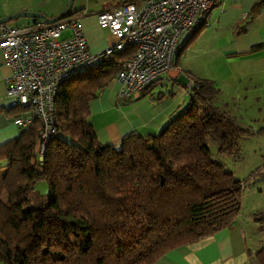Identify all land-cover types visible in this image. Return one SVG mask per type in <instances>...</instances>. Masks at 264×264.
Listing matches in <instances>:
<instances>
[{"label": "trees", "instance_id": "obj_1", "mask_svg": "<svg viewBox=\"0 0 264 264\" xmlns=\"http://www.w3.org/2000/svg\"><path fill=\"white\" fill-rule=\"evenodd\" d=\"M263 5L256 3L250 20ZM204 28L178 47L176 66ZM135 55L129 48L59 87L58 134L43 161L38 122L0 146V263L153 264L215 235L240 214L244 182L213 160L207 140L232 155L252 133L215 104L220 90L213 81L189 74L187 108L159 133H131L119 147L98 138L90 104ZM7 112L15 118L22 113ZM40 181L50 186L48 201L31 199ZM256 220L264 224V215ZM258 258L264 264V249Z\"/></svg>", "mask_w": 264, "mask_h": 264}, {"label": "built area", "instance_id": "obj_2", "mask_svg": "<svg viewBox=\"0 0 264 264\" xmlns=\"http://www.w3.org/2000/svg\"><path fill=\"white\" fill-rule=\"evenodd\" d=\"M216 1L141 0L99 12V27L110 31L113 39L99 53L90 50L78 17L56 23L37 20L25 26L0 25V51L11 70L8 107L22 111L14 119L18 128L35 122L41 125L40 160L58 134L55 97L62 84L134 47L135 57L123 64L117 76L118 99H132L177 68L180 41L185 34L209 25ZM65 31H70L69 37ZM189 83L191 88L193 81Z\"/></svg>", "mask_w": 264, "mask_h": 264}, {"label": "crops", "instance_id": "obj_3", "mask_svg": "<svg viewBox=\"0 0 264 264\" xmlns=\"http://www.w3.org/2000/svg\"><path fill=\"white\" fill-rule=\"evenodd\" d=\"M132 1L141 0L122 1L111 8ZM258 1L217 0L210 13L209 25L203 29L194 44L185 50L183 65L191 63L192 52H213L212 48L209 49L212 42L220 45L218 57L223 59L228 57V61L238 59V62L241 60L250 62L264 58V53L249 54L252 49L264 42V36L256 33L254 27L256 22L264 18V11L258 18L250 21L251 11ZM105 10L77 15L81 20L89 48L94 53L104 51L113 41L110 31L101 29L98 25L97 14ZM20 11L24 10L8 11L0 7V19ZM29 24L31 23L17 26ZM193 31L183 36L179 46L187 42ZM64 36L69 37L70 34ZM181 62L170 74L156 80L149 91L145 89L132 99H118L120 85L117 80L114 81L113 89L108 86L100 93L90 104L89 118L100 141L119 147L125 136L131 133L141 136L159 133L178 110L185 109L190 100V88L185 85V92H181L182 83L191 80L189 74L192 78L197 76L193 75L194 68L181 69ZM10 76L11 70L0 51V146L19 137L21 132L14 124L15 117L7 112L10 109L7 96V79ZM156 86L169 94L156 98L152 91ZM179 93L182 94V101L175 98ZM228 113L234 116L231 112ZM240 181L245 183L244 180ZM262 198L264 188L247 189L246 184L241 195V212L227 228L213 236L173 249L153 264H260L258 253L264 249V224L256 220V215H264V206L259 205L254 199L264 200Z\"/></svg>", "mask_w": 264, "mask_h": 264}, {"label": "rangeland", "instance_id": "obj_4", "mask_svg": "<svg viewBox=\"0 0 264 264\" xmlns=\"http://www.w3.org/2000/svg\"><path fill=\"white\" fill-rule=\"evenodd\" d=\"M70 1L0 0V7L8 9V11L20 9L24 11L18 13H37L51 18L52 16L58 17L62 15L68 9ZM122 1L126 0H75L72 17L77 18V15L83 12L105 10ZM263 11L264 5L261 8V12ZM32 22L33 19L21 18L8 23V25L17 27V25ZM256 23L254 26L255 32L264 36V18ZM67 34H70V32L65 31L64 35ZM219 46L216 42H212L209 49L212 48L213 52H190V64L186 63L183 65V55L181 69L184 67L194 68L195 74L193 73V75L197 77L193 78L213 81L220 90V94L215 99V104L224 111L231 112L237 118L238 124L252 133L250 136L240 140L239 152L232 155L220 153L218 143L209 138L207 146L212 153L213 160L223 165L227 171L234 173L235 178L244 180L247 184V189L264 188V58L254 59L250 62L247 60L238 62V59L237 61H228V57H224V59L218 57ZM259 53H264V47L259 48L252 55ZM190 81L192 80L189 79L187 82L184 81L182 83L181 92H185V85L189 89ZM114 86V82L109 85L110 89H113ZM152 91L156 98L169 94L158 86ZM181 96L182 94L179 93L175 98L182 101ZM149 98L147 97V99ZM50 192L49 184L46 181H40L37 183L31 199L42 198L48 201ZM254 201L264 206V200L254 199Z\"/></svg>", "mask_w": 264, "mask_h": 264}, {"label": "water", "instance_id": "obj_5", "mask_svg": "<svg viewBox=\"0 0 264 264\" xmlns=\"http://www.w3.org/2000/svg\"><path fill=\"white\" fill-rule=\"evenodd\" d=\"M75 0H71L70 4L68 6V9L60 16L54 17V18H48L42 14H37V13H29V12H21V13H16L4 18L0 19V25L2 24H8L12 21L21 19V18H28V19H33V20H43L47 23H56L58 21H61L63 19L71 17V13L73 10Z\"/></svg>", "mask_w": 264, "mask_h": 264}]
</instances>
